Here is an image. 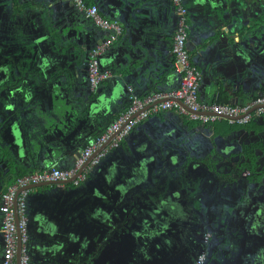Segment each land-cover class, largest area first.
I'll return each mask as SVG.
<instances>
[{
  "label": "flooded vegetation",
  "instance_id": "flooded-vegetation-1",
  "mask_svg": "<svg viewBox=\"0 0 264 264\" xmlns=\"http://www.w3.org/2000/svg\"><path fill=\"white\" fill-rule=\"evenodd\" d=\"M176 20L175 12L173 34ZM90 50L81 60L83 82L88 79ZM42 76L46 74L40 68V0H0V197L20 175L51 168L56 162L55 156L50 161L49 149L51 140L57 141L53 113L60 110L40 100ZM104 107L106 103L98 109ZM256 120L244 130L254 132L249 129ZM190 123L187 132L170 133L174 146L166 145L164 154L156 146L160 131L141 138L148 158L135 164L128 181L130 188L139 189L131 230L121 232L119 241L108 244L107 252L96 256L93 264H197L200 256L199 264H264V138L236 132L227 142L216 140L213 153L215 136L209 139L201 130L211 125ZM88 124L84 133L92 128ZM234 130L239 129L214 132ZM179 137L184 145L178 143ZM233 142L234 155L228 158L221 152ZM162 158L167 161L161 162ZM139 172L145 173L141 181L135 179ZM89 175L72 191L82 188ZM127 175L123 170L116 177L121 181ZM81 233L85 235L86 229ZM2 251L3 240L0 259ZM73 252L78 253L75 246Z\"/></svg>",
  "mask_w": 264,
  "mask_h": 264
},
{
  "label": "water",
  "instance_id": "water-1",
  "mask_svg": "<svg viewBox=\"0 0 264 264\" xmlns=\"http://www.w3.org/2000/svg\"><path fill=\"white\" fill-rule=\"evenodd\" d=\"M188 1L183 0L184 5ZM203 1L205 6L209 5L210 9L207 11L213 14L210 15L213 21L211 18L210 26L206 30L207 37H203L198 43L195 42V49H198L197 63L195 64L194 61L193 63L199 67L201 74L200 101H202V93L208 87H213L216 94L220 87L226 88L225 81L219 79V74L226 78L229 74L225 75L222 72L225 68L233 72L229 65L235 64L234 68L244 76L249 73L254 75L264 73V0ZM96 3L100 14L109 20L115 19L118 13L124 17L131 15L130 32L126 23H122L126 20L119 22L124 27L120 25L122 29L120 39L127 49L124 50L122 61L113 63L111 78L105 82L107 84L102 93L100 86L92 89L88 79L86 82L82 81L85 77L81 72V60L90 49L103 42L106 37L105 31L96 27L89 18L77 11L72 0H40V68L46 74L45 77H40V100L43 101L42 103L48 101L50 107L60 110L58 113H53L57 116L53 118H56L54 138L57 137V141L51 140L50 161L55 156V159L65 161L71 158L75 163L81 155L80 152H76V148L82 147L83 150L85 148L83 141L96 133L100 136L102 133L100 130L106 127V118L99 115L98 107L100 108L104 103L122 104L126 97L129 105L130 98L138 93L137 86H142L144 81L150 78V74L158 72L154 70L153 50L160 43L161 35L156 22L146 17L147 13H151L135 12L137 10L134 9L135 7L142 6L138 0H111L108 5L96 0ZM190 11L195 13L196 9L192 8ZM172 12L175 15L174 11ZM59 19L61 20L58 21ZM99 34L102 35L100 39H98ZM127 36L130 38L124 42ZM119 47L117 45L110 48L100 60L108 54L113 55ZM211 49H217L213 56ZM139 61L142 64H139ZM227 80L232 87L245 86L244 82L242 84L232 82L230 77H227ZM263 88L264 86L260 88L257 97L264 95ZM245 103L247 102L238 98L235 92L228 101L229 105L234 106H242ZM211 104L213 103L207 105ZM127 105L121 110L124 111ZM178 117L185 122H192L179 115ZM153 121L151 117L137 125L124 138L122 146L109 153L100 165L92 169L89 180L79 190L63 193L56 189L61 185L39 184L46 188V192H41L37 200L40 201V205L48 208L50 213L39 212V206L33 207L32 211L28 212L27 206L29 264H93L96 256H102L107 252L108 244L119 241L118 236L121 232L128 233L131 230L130 223L133 222L132 217L138 206L139 189L130 188L128 181L135 164L148 158L146 150L142 148L144 144L141 145L139 140L142 137L146 139L152 137L149 123ZM87 122L92 128L84 133L82 128ZM96 127L99 129L98 132ZM201 130L206 137L211 134L215 136L213 143L210 142L213 144L211 149L213 153L217 152L216 140L227 142L236 133L234 131L215 135L212 127ZM191 131L193 132L192 129L189 130ZM162 137L163 134L159 136L158 142L156 141L159 154L165 153L162 144L167 138ZM50 138L51 136L49 141ZM132 140L135 142L133 143ZM178 143L184 145L185 140L181 138ZM42 146L44 145L40 143V153ZM228 146L221 153L230 158L234 155L232 148L235 147V142ZM47 161L46 157L45 162ZM123 170L128 175L121 176L120 181L116 175ZM142 173L139 172L135 179L138 181L144 179L145 173ZM119 182L123 183L119 184ZM36 186L38 185L26 189L28 196ZM52 221L61 223L60 231H54L56 229H53ZM35 224L37 229L34 228ZM82 228L86 229L85 235L81 233ZM84 236L89 237L86 238V242L82 239ZM2 240L0 233V244ZM74 246L78 253L73 252ZM18 258L17 256L16 264Z\"/></svg>",
  "mask_w": 264,
  "mask_h": 264
},
{
  "label": "built area",
  "instance_id": "built-area-1",
  "mask_svg": "<svg viewBox=\"0 0 264 264\" xmlns=\"http://www.w3.org/2000/svg\"><path fill=\"white\" fill-rule=\"evenodd\" d=\"M74 8L106 33L102 43L89 52L88 82L92 89L111 78V72L102 70L100 57L118 40L122 33L120 25L103 17L97 6L87 0H72ZM176 12V29L171 53L172 68L180 78L178 87L170 92L155 93L140 98L133 96L130 104L115 120L83 149L79 159L68 169L51 167L47 170L17 178L0 197V213L3 216L0 233L3 251L0 264H28L27 204L28 188L39 184L70 183L78 186L99 163L117 149L126 136L141 122L166 111H174L192 122L214 125L224 122L229 126H245L254 119L264 117V95L252 99L243 106L229 104L204 105L199 101L201 74L191 63L186 50L189 37L188 13L183 0H168ZM202 260L198 257L197 264Z\"/></svg>",
  "mask_w": 264,
  "mask_h": 264
},
{
  "label": "crops",
  "instance_id": "crops-1",
  "mask_svg": "<svg viewBox=\"0 0 264 264\" xmlns=\"http://www.w3.org/2000/svg\"><path fill=\"white\" fill-rule=\"evenodd\" d=\"M88 3L97 5L96 0H87ZM111 0H101V4H109ZM142 4V6L135 7L134 9H137L135 12L139 13H147L150 12L151 14L146 15V17L150 18L153 22H156L158 25V30L160 31V43L154 47L153 50V55L155 59L154 63V70L158 71L156 74H150V78L147 79V81H144L143 85L137 86L136 91L138 92L136 95L140 98L150 96L155 93H163V92H170L175 90L178 87V77L174 73L172 64H173V58H172V53H171V44H172V39H173V32H174V25H175V15L173 14L172 11L173 7L171 4L168 2V0H138ZM219 1V0H217ZM67 4V3H66ZM65 4V6H67ZM205 2L203 0H189L188 3L185 4L186 8H188V25H189V37L188 41L186 43V49L188 54L190 55V60L192 61L191 63L194 65L196 64V56L198 49H195L196 46V41L197 43L200 42L203 37H207V28L210 26V20L211 16L213 15L207 10L210 9L209 5L205 6ZM63 6V5H61ZM114 8V5H113ZM196 9L195 13H191L190 9ZM175 13V12H174ZM127 18V19H125ZM121 21L123 24L126 23L128 30L130 32L131 30V15H128V17H124V15L117 14V17L113 19L112 21L117 22L119 25L123 27L122 23H119ZM213 21V18H212ZM124 28V27H123ZM100 38H102V35L99 34ZM130 38V36H127L124 39V42L127 41V39ZM96 39V40H98ZM120 46L118 50H115L114 54H108V56H104L103 59L100 60V67L102 70H108L112 71V66L113 63L115 62H121L123 59V56L125 55L124 50L127 49V46L123 44L122 40L120 39L118 43L115 46ZM114 48V47H113ZM193 52H190L191 50H194ZM212 56L216 54L217 49H211L210 50ZM194 61V63H193ZM139 64H142L141 61L138 62ZM199 63V62H198ZM197 70L200 73V69L197 65H194ZM236 66L233 64V66H228L229 68L233 69L232 71H229L228 69H222V72L227 75V77H230L232 82H238V84H242L243 82L245 83L244 88L242 87H232L230 84H228L227 77L225 78L224 76H220L219 74V79H223L225 81L226 88L223 89V87L219 88V91L216 94V90L213 87H208L207 89L204 90L202 93V101H200L202 104L207 105L210 103L213 104H228L229 97L235 92L237 93L238 98L241 100H244V102H250L252 99L256 98L258 96V92H260V88L264 86V78L262 79V76H264V73H260L257 75H254L252 73H249L247 76H244L242 74H239L237 72V69L234 68ZM81 72H83L81 68ZM149 75V74H148ZM239 75H242L238 77ZM247 80H246V79ZM107 83H104L103 85L100 86L101 88V93L104 92L105 87ZM262 84V85H261ZM230 85V86H229ZM244 97V98H243ZM237 98V97H236ZM249 100V101H248ZM242 101H240V104ZM245 103V105L247 104ZM124 105H127V97L122 101V104H106V107L100 109L99 115H102L105 119L106 127H108L114 120L115 118L123 112L121 109ZM128 106V105H127ZM126 106V107H127ZM239 106V105H236ZM243 106V105H242ZM125 110V109H124ZM154 121L152 123H149V131H155L158 130L163 134L162 138H167L162 144V148L164 147L163 151L165 150L166 145H172L169 143L172 142L174 143V140H170L169 136L171 135L174 130L176 132H181L185 131L188 129L189 126L193 125L189 122H184L181 120L180 117L174 112V111H166L155 115L153 117ZM259 120H256L255 122H252L250 125V129H253V131L248 132V129L245 131L247 133L252 134L255 137H261L264 138V117L258 118ZM89 125V124H88ZM200 125V124H199ZM106 127H104L101 132H103ZM213 129H239V130H244L243 127L245 126H228L227 124L223 122H218L215 123L214 125L210 126ZM228 127V128H226ZM230 127V128H229ZM41 128V127H40ZM191 128V127H190ZM193 129V128H192ZM239 130H234L235 132H238ZM89 131V130H88ZM261 131V132H260ZM175 133V132H174ZM259 133V134H258ZM161 136V134L159 135ZM259 137V138H260ZM93 137L86 139V144L85 146L91 142ZM182 137H179L181 139ZM141 140V139H140ZM139 140V142H140ZM90 141V142H89ZM130 141V140H129ZM134 143L135 141L132 140ZM126 144V143H125ZM124 144V146H125ZM253 144V143H251ZM174 146V145H172ZM159 155V154H158ZM55 163L52 165V167H57L59 169H68L73 166V162L71 161V158L63 160V159H55ZM154 159H152L151 162H153ZM166 162L167 159L162 158L161 162ZM49 169V168H47ZM46 168H40V171L47 170ZM27 174H22L23 176L28 175ZM13 183V182H12ZM68 183V182H67ZM64 183V185L60 184L61 186H58L57 191H63V193L70 191L72 192V187L70 183ZM11 185V184H10ZM7 189V188H6ZM41 192H46V188L44 186H36L34 188L33 192L29 194L28 200H27V206L29 207L28 212L32 211V208L38 207L39 212L43 213H50L49 209L40 205V201L37 200L39 197V194ZM36 198V199H35ZM52 227L55 232L60 231L61 223L59 221H52ZM34 228L37 229L36 224L34 225ZM60 228V229H59ZM58 229V230H57ZM34 231V230H33ZM35 232V231H34ZM37 233V232H36ZM34 242H37L34 240ZM29 250V247H28Z\"/></svg>",
  "mask_w": 264,
  "mask_h": 264
},
{
  "label": "trees",
  "instance_id": "trees-1",
  "mask_svg": "<svg viewBox=\"0 0 264 264\" xmlns=\"http://www.w3.org/2000/svg\"><path fill=\"white\" fill-rule=\"evenodd\" d=\"M262 91H264V88L262 89ZM217 104H219V103H217ZM223 123H224V122H223ZM225 124H226V123H225ZM233 128H234V127H233ZM21 176H23V175H20V177H21Z\"/></svg>",
  "mask_w": 264,
  "mask_h": 264
}]
</instances>
